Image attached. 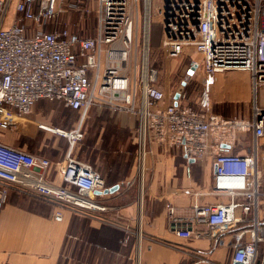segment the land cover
<instances>
[{"label": "built area", "instance_id": "1", "mask_svg": "<svg viewBox=\"0 0 264 264\" xmlns=\"http://www.w3.org/2000/svg\"><path fill=\"white\" fill-rule=\"evenodd\" d=\"M14 1L0 0V129L18 126L17 119L30 116L40 101L62 103L78 112L80 120L72 131H56L70 142L60 166V186L45 177L49 159L0 143V209L14 191L52 204L58 222L66 212L92 216L105 211L92 201L105 189L102 175L72 155L94 106L135 118L141 174L152 144L178 151L187 161L208 156L212 131L222 118L189 104L185 92L167 102L159 71L151 63L154 3L167 58L193 50L201 57L191 58L197 71L246 72L255 93L264 87V0H16L14 20L6 28ZM69 14L93 15L95 35L82 37L60 24ZM224 125L252 131L254 152L241 156L213 150L214 187L206 194L227 201L194 204L185 225L202 219L215 239L233 232L231 264H257L264 249V220L258 214L264 191L257 154L258 140L264 138V108L256 105L250 120ZM169 215L177 222L173 208ZM178 235L197 236L188 229Z\"/></svg>", "mask_w": 264, "mask_h": 264}, {"label": "crops", "instance_id": "2", "mask_svg": "<svg viewBox=\"0 0 264 264\" xmlns=\"http://www.w3.org/2000/svg\"><path fill=\"white\" fill-rule=\"evenodd\" d=\"M215 75L222 78L218 83L225 84L223 75ZM215 82L211 88L212 97L220 90V87L215 88ZM243 86L245 95L242 98L240 92L231 95L232 102L241 100L240 104L248 106L250 84ZM164 90L167 102H170L175 95ZM259 90V95L255 93L256 102L264 108V87ZM223 100L219 95V101ZM44 111V105L38 103L25 122L10 130L0 129V143L24 151L32 150L31 154L49 159L52 165L45 177L60 186L63 183L60 166L70 149V142L56 132L66 130L45 120ZM237 111L232 108L228 117L214 113L222 121L212 131L213 147L206 158L187 161L178 151L152 144L143 174L138 171L136 161L130 168L131 154H128V142L124 140L125 135L129 139L133 134L129 146L136 149L135 118L108 110L113 119L100 122V114L94 112L89 126L97 131L93 134L95 138L92 137V142L84 148L77 147L76 143L72 155L81 160L82 155L90 154L93 146L94 157L87 163L102 175L105 189L115 186L119 189L113 194L94 195L92 201L105 211H95L92 216L66 212L62 222L55 221L52 204L11 191L8 202L0 209V264H231L233 232L212 238L202 219L193 223L190 229L196 237L185 239L178 232L183 231V225L192 217L194 204L227 201L206 194L214 187L213 150L223 148L225 153L241 156L254 152L252 131L224 125L227 121L241 123L251 119L252 115L234 114ZM257 154L264 191V138L258 140ZM171 208L175 210L177 222L170 218ZM258 212L264 220V196ZM196 253H201L205 259L198 260ZM263 258L264 249H261L257 264H264Z\"/></svg>", "mask_w": 264, "mask_h": 264}, {"label": "rangeland", "instance_id": "3", "mask_svg": "<svg viewBox=\"0 0 264 264\" xmlns=\"http://www.w3.org/2000/svg\"><path fill=\"white\" fill-rule=\"evenodd\" d=\"M155 1L156 0H154V2ZM15 4L16 0L13 2L11 10L8 14L7 21L5 23L6 28H9L12 25V21L14 20ZM155 5L156 3H154V26L152 28L151 39V63H153L154 68L159 71V84L162 86V88H165L167 92H169L168 94L173 96L180 89L182 82L184 80H187L188 84L183 92H185L187 95L188 103L193 105L194 107L207 110L208 112L210 111L213 113H218L227 117L231 116L232 108H235L238 111L234 114H248V116L250 117L255 106L259 105L256 102L257 95L255 96L253 82L251 81V75L246 72L223 73L221 75L226 78L225 84L222 82L218 83L219 78L222 79L221 76H208L202 71L197 70L192 77H189L187 71L192 68L191 58H193V60L195 59L201 61V57L199 55H196L193 50H187L182 57L177 59H170L165 56L164 49L162 48L163 30H161V25L157 23L158 17L155 11ZM59 22L64 26H68L71 32L77 33L82 37L95 35L96 21L93 15L91 17H82L81 15L77 14L64 15L60 18ZM213 82L216 83L215 88L218 89V87H220V90L217 91L218 96L216 94L212 97L210 94L212 92L211 88L213 86ZM247 83L250 84V104L248 106L246 104H240L241 100L232 102L233 94L234 96H236L240 92V98L245 95L246 90H243V85ZM241 88L242 90H240ZM259 93L260 90L256 92V94L258 95ZM219 95L223 96V102L219 101ZM39 104H42L45 107L44 116L45 120H47L48 123L53 124L55 127L66 130L68 132L72 131V129L77 128L78 122L80 120V114L78 112L75 113L66 108L62 103L58 102L41 101L39 102ZM94 112L95 114H100V118L98 119L100 122H105L108 120L111 121L113 119L110 117V114L105 107H92L88 113V116L85 118L84 123L82 124V139L78 140L77 147L83 146L84 148V145H88L92 142V137L95 138V135L93 134L96 130H93V127L89 126V123L92 119V117L90 118V116H93ZM25 121V119H17L18 123H23ZM134 126L136 125L134 124ZM132 136L133 134H131L130 138L128 139L125 135L124 139L125 141L127 140L126 142H128V144H126V150L128 154H134L135 152L134 148L129 146V144L133 141ZM92 148L91 151L89 150L90 154L88 156H86L85 154L82 155L81 160L92 162V158L94 157V150H92ZM31 151L28 152L30 153ZM85 152H87V150Z\"/></svg>", "mask_w": 264, "mask_h": 264}, {"label": "water", "instance_id": "4", "mask_svg": "<svg viewBox=\"0 0 264 264\" xmlns=\"http://www.w3.org/2000/svg\"><path fill=\"white\" fill-rule=\"evenodd\" d=\"M195 71H196V67L191 68V70L188 72V76L192 77L195 74ZM187 84H188L187 80H184L182 82L180 89L178 90V92L174 96L176 101L180 98V95L183 93V91L186 88ZM118 189H119V187L115 186V187H112L110 189H105L104 191H97L94 195H96V196H104V195H108V194H113ZM186 226L187 225H185V226L183 225V231H186V229H185ZM187 227H188L189 230L191 229L190 226H187Z\"/></svg>", "mask_w": 264, "mask_h": 264}, {"label": "trees", "instance_id": "5", "mask_svg": "<svg viewBox=\"0 0 264 264\" xmlns=\"http://www.w3.org/2000/svg\"><path fill=\"white\" fill-rule=\"evenodd\" d=\"M154 26V25H153ZM153 26H152V28H153ZM161 30H162V28H161ZM151 39H152V32H151ZM107 131V130H106ZM132 151V150H131ZM135 151V150H134ZM135 159V160H134ZM133 161L135 162L136 161V152H134V154L132 153L131 154V158H130V168H132V165H133ZM129 168V169H130Z\"/></svg>", "mask_w": 264, "mask_h": 264}, {"label": "bare ground", "instance_id": "6", "mask_svg": "<svg viewBox=\"0 0 264 264\" xmlns=\"http://www.w3.org/2000/svg\"><path fill=\"white\" fill-rule=\"evenodd\" d=\"M60 133H63V131H61V130H58Z\"/></svg>", "mask_w": 264, "mask_h": 264}]
</instances>
